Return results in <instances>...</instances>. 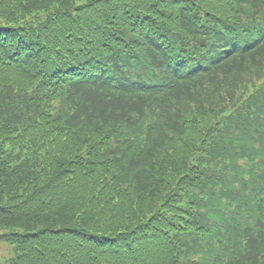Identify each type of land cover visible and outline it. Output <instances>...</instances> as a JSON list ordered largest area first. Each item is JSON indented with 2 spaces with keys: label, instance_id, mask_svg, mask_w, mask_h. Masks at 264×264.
<instances>
[{
  "label": "trees",
  "instance_id": "1",
  "mask_svg": "<svg viewBox=\"0 0 264 264\" xmlns=\"http://www.w3.org/2000/svg\"><path fill=\"white\" fill-rule=\"evenodd\" d=\"M5 264H264V0H0Z\"/></svg>",
  "mask_w": 264,
  "mask_h": 264
},
{
  "label": "rangeland",
  "instance_id": "2",
  "mask_svg": "<svg viewBox=\"0 0 264 264\" xmlns=\"http://www.w3.org/2000/svg\"><path fill=\"white\" fill-rule=\"evenodd\" d=\"M12 246L0 242V264H5L11 256Z\"/></svg>",
  "mask_w": 264,
  "mask_h": 264
}]
</instances>
